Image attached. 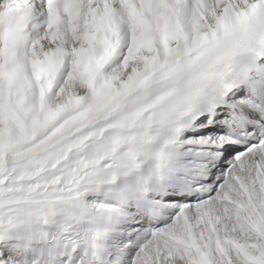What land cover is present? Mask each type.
I'll return each mask as SVG.
<instances>
[{"label": "snow or ice", "instance_id": "1", "mask_svg": "<svg viewBox=\"0 0 264 264\" xmlns=\"http://www.w3.org/2000/svg\"><path fill=\"white\" fill-rule=\"evenodd\" d=\"M0 264H264V0H0Z\"/></svg>", "mask_w": 264, "mask_h": 264}]
</instances>
